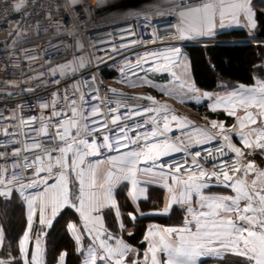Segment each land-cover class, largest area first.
I'll use <instances>...</instances> for the list:
<instances>
[{
	"label": "snow or ice",
	"instance_id": "6c2138e0",
	"mask_svg": "<svg viewBox=\"0 0 264 264\" xmlns=\"http://www.w3.org/2000/svg\"><path fill=\"white\" fill-rule=\"evenodd\" d=\"M77 2L70 0L72 5ZM170 4L177 23L169 26L175 31L165 35L173 40L163 41L153 32L152 44L160 46L122 68L119 82L155 89L181 103L206 99L204 126L177 114L151 92L127 97L109 87V94L131 102L101 97L103 85L95 75L87 81L72 79L71 91L66 85L61 92L60 85L90 67L91 61L73 56L62 64L49 62L50 79L45 83L55 86L51 99H38L40 111L35 115L11 117L19 120V131L11 133L12 143L0 152L3 211L15 201L22 216L21 228L11 238L0 224V250L7 242L0 264H48L49 230L67 209L75 213L64 218V225L82 257L80 264H264V65L257 66L253 83L201 90L179 74L186 65L175 43L206 41L218 28L232 26L247 29L255 39V11L251 0ZM25 6L26 0H16L13 10ZM141 13L145 26H151V12ZM127 35L133 37L129 46L143 42L132 32ZM9 38L15 46L27 39L26 30L17 24ZM111 47L115 52L116 45ZM149 72L167 73L168 78L158 83ZM35 78L42 79L43 73ZM213 114L217 118H211ZM221 115L224 119L218 118ZM229 119L232 122L226 123ZM3 132L9 135V128ZM9 162L19 174H9ZM150 184L159 186L160 196L157 206L145 211L141 199L150 198ZM118 191L131 206L126 214L133 226L145 216H170L177 207L184 215L177 224L150 223L141 250L123 237L127 224ZM109 216L115 228L109 226ZM66 256L67 251H61L57 264H66Z\"/></svg>",
	"mask_w": 264,
	"mask_h": 264
},
{
	"label": "built area",
	"instance_id": "2783aa9c",
	"mask_svg": "<svg viewBox=\"0 0 264 264\" xmlns=\"http://www.w3.org/2000/svg\"><path fill=\"white\" fill-rule=\"evenodd\" d=\"M156 2L78 0L72 5L70 0H26V6L17 12L13 10L16 0H0V152L5 151L3 145L12 143L11 133L19 131V120L11 117L14 114L19 117L21 113L24 116L35 115L40 111L38 99H51L55 86L45 83L50 79L49 62L62 64L72 60L73 56H83L91 61L90 67L81 70L82 76L78 72L60 85L61 92L66 85L71 91L72 79L87 81L89 76L95 75L97 84L103 85L99 88L101 97L107 95L110 101L120 99L130 103L126 97L109 94L108 88L115 87L106 84L101 74H111L120 81L122 68L127 69L129 63L134 65L145 50L150 51L160 45L159 42L155 46L152 44L153 32L161 35L163 41L173 40L170 34L165 35L175 31L169 27L176 24L173 17L146 27L143 14H137L140 10L156 8ZM17 24L26 30L27 39L13 46L9 33ZM128 32L134 33L138 42H143L138 46H129L127 41L133 37L127 35ZM121 43L125 46L121 47ZM113 44L116 45L115 52L111 47ZM27 56L37 58L27 59ZM40 73H43V78H35ZM118 90L127 94V97L134 94ZM6 126L9 128L7 136L3 132ZM27 134L32 135L30 132ZM20 138L23 139V136ZM43 142L52 143L48 140ZM8 152L10 154V148ZM0 163L4 161L0 160ZM8 170L10 175L13 172L19 174L18 170L12 168L11 162Z\"/></svg>",
	"mask_w": 264,
	"mask_h": 264
},
{
	"label": "trees",
	"instance_id": "16d2710c",
	"mask_svg": "<svg viewBox=\"0 0 264 264\" xmlns=\"http://www.w3.org/2000/svg\"><path fill=\"white\" fill-rule=\"evenodd\" d=\"M255 2L257 3V0ZM253 9L258 26L251 33V36H254L255 39L264 40V7L254 6ZM216 39L220 42L184 46L190 61L191 74L195 85L201 90L217 91L222 89L220 85L234 86L238 83H253L251 77L254 74H259L257 66L264 65V43L251 41L252 38H250L248 30L245 28H234L219 33ZM211 118L217 117L213 114ZM218 118L224 119V116L221 115ZM151 193L155 200L151 207H155L157 206V198L160 196V190L152 189L150 190ZM119 201L122 206L125 204L124 195L120 197ZM5 207L4 202L0 199V224H3L7 236L11 238L21 228V209L15 201L7 205L8 211L6 213L3 211ZM11 217H14L15 222H12ZM65 217L72 218L74 214L70 209H67L63 212V217H58L60 222L55 223L54 228L49 230L46 255L48 264H53L62 250L67 251V264H75L78 260L74 254L73 243L68 239L64 225ZM175 217L172 214L168 221H164V219H159V221L161 220L167 224L166 222L175 221ZM147 222L148 219L145 218L137 220V223L133 226L135 234L129 240L130 243L140 249L144 247L140 238ZM6 248L7 242L5 243V250L0 251V255L6 254Z\"/></svg>",
	"mask_w": 264,
	"mask_h": 264
},
{
	"label": "crops",
	"instance_id": "0c3cea01",
	"mask_svg": "<svg viewBox=\"0 0 264 264\" xmlns=\"http://www.w3.org/2000/svg\"><path fill=\"white\" fill-rule=\"evenodd\" d=\"M164 1L163 0H157V2H156V4H157L156 8L148 10V11L151 12V15H150V22L151 23H157V22H160V21H164L167 17H171V16H169L167 14V13H169L168 8H165V9L164 8H160L161 5L164 6L165 4H167ZM176 23H177V21H176ZM234 28H242V27L232 26V27H228L226 29H219L218 28L217 29V33L219 34V33H222V32H226V31H229V30L234 29ZM216 36L214 38H210V39H208L206 41L181 40V41H176L175 42L177 44V46L181 47V49H182V53H183L182 60H183L184 64L186 65L185 68H181V69L178 70L179 74L182 77H185L186 76L187 79H189L190 81H193L192 74H191L190 61H189L188 55L186 54V52L184 50V46L185 45H192V44H203V45H205V44H211V43H219L220 41H218L216 39ZM211 39H213V41ZM256 40L257 39H251V41H254V42H256ZM148 74H149V77L150 78L155 79L158 83L162 82L163 79H167L168 78L167 73H163V74L157 73V74L153 75L151 72H149ZM101 76L103 78V81L106 84H108L110 86H113L115 88H118V89L130 91V92H133V93H140V91L146 89V90H148L150 92H155V93H153L155 96H157L156 94H158L159 95L158 98H164V97L170 98L172 104H174V106L177 107L176 111L179 112L182 116H185L190 111V106L188 104H193V107L194 108H192L193 111H191V112H193L196 115H198V118H197L196 123L199 124V125H201V126H204V117H205V115H207V111H206L207 100L206 99L201 100L200 103H197L195 100H187V102L181 103L177 99H174V98H171L169 96H165V95L160 94L155 89H151V88H147V87H144V88H142V87H131V86L125 85L124 83H119L118 80L116 78H114L111 74H106V73L103 72L101 74ZM176 87H178V85H176ZM223 90L224 89L222 88V89H219L217 91H223ZM186 117H187V115H186ZM231 122L232 121L230 119L226 123H231ZM152 189H158V190H160V188H159L158 185H151L150 184V185L147 186V191H148V195H149L150 198L148 200H146V201L143 198L141 199V207L145 211H147L148 209L152 208L151 207L153 205L152 203H154V201H155L153 194L152 193H151L152 195L150 194V190H152ZM122 195H124V193L122 191H118L117 192V199L119 200L120 197H122ZM2 202H3V200H2ZM123 206L125 207V217H124V219H125V222L127 224V227L125 228L124 233H123V237H124V239L129 244L133 245L134 247H137L136 245H134V244H132V243L129 242L130 238L132 236H134V234H135V232H134L135 230H134L133 224L131 222H129L128 217H127V214H126L127 211L131 210V206L130 205H126V204H124ZM70 210L73 212V214L75 216L74 210H72V209H70ZM172 214H174V216H176L175 217V219H176L175 221H169V223L166 222L167 224H165L161 220L159 221V219H164V221L165 220L168 221V219L172 216ZM183 215H184L183 212H181L179 210V208L177 207V208H174L173 209V211L171 212L170 216L169 215H165V216H145L143 218L148 219V222L145 225V228L143 230V234H144V231L146 230L147 226L150 223H158V224H163V225L177 224V223H179L181 221ZM139 219H142V218H138L137 220H139ZM154 220H157V221H154ZM136 223H137V221L135 222V224ZM108 224H109L110 227H113V228L115 226L113 224V221H112V217L111 216H109V218H108ZM129 231H132V233H133L131 236L128 235V232ZM143 234H142V236L140 238L141 240L143 238ZM67 235H68V239H70L71 242L73 243L74 254L77 256V259H78L75 264H80V261H81L82 257L75 252V244H74V240L72 239L71 235L68 232H67ZM145 246L146 245H144V247ZM0 251H2V250H0ZM58 256H57V258H56V260H55V262L53 264H57ZM65 262L67 264V256L65 258ZM208 264H211V261H209Z\"/></svg>",
	"mask_w": 264,
	"mask_h": 264
},
{
	"label": "rangeland",
	"instance_id": "374dc122",
	"mask_svg": "<svg viewBox=\"0 0 264 264\" xmlns=\"http://www.w3.org/2000/svg\"><path fill=\"white\" fill-rule=\"evenodd\" d=\"M164 1V0H163ZM164 2H166L167 4H165L164 6H162L161 5V7L160 8H168V10H169V13H167L169 16H171V17H173L174 19H175V21H177V18H176V15H175V13H173L172 11H171V4H170V0H165ZM258 3V4H257ZM257 3L255 2V0H251V5H252V7L254 8V6L256 7H259V8H262V7H264V0H257ZM208 40V39H207ZM212 41H213V39H211ZM119 82V81H118ZM120 83V82H119ZM122 86V85H121ZM123 87V86H122ZM140 92H150V91H148V90H142V91H140ZM152 94L153 93H155V92H151ZM157 93V92H156ZM154 95V94H153ZM157 95V98L159 97V95L158 94H156ZM159 100H160V102H162V103H164V102H166L168 105H169V107H171V108H173L174 110H175V112L177 113V114H179V115H181L179 112H177L176 111V109H177V107H175L174 106V104H172V102H171V99L170 98H166V97H164V98H158ZM189 106H190V111L186 114L187 115V118L188 119H190V120H192V121H197V118H198V115H196L195 113H193V112H191V111H193V109L192 108H194L193 107V104H188ZM186 115H185V117H186ZM14 217H11V219H12V222H15L14 221V219H13Z\"/></svg>",
	"mask_w": 264,
	"mask_h": 264
},
{
	"label": "water",
	"instance_id": "95a60500",
	"mask_svg": "<svg viewBox=\"0 0 264 264\" xmlns=\"http://www.w3.org/2000/svg\"><path fill=\"white\" fill-rule=\"evenodd\" d=\"M259 41H264V40H262V39H257V40H256V42H258V43H259ZM248 42H249V41H248Z\"/></svg>",
	"mask_w": 264,
	"mask_h": 264
}]
</instances>
